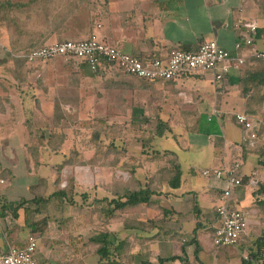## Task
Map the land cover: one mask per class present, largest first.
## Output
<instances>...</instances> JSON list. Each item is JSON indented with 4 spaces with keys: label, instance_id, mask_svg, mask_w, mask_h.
I'll return each mask as SVG.
<instances>
[{
    "label": "crops",
    "instance_id": "crops-1",
    "mask_svg": "<svg viewBox=\"0 0 264 264\" xmlns=\"http://www.w3.org/2000/svg\"><path fill=\"white\" fill-rule=\"evenodd\" d=\"M62 2L70 10L65 23H62L65 28L61 29V24L53 25L50 14L45 15V23L41 24L38 30H30L25 40L50 42L61 38L80 40L96 35L100 40L127 54L146 59L165 57L173 48L195 51L201 43L215 39L232 56L246 55L245 65L232 68L221 82H216L213 75L205 71L183 75L170 81L171 83L165 82L166 84L148 82L146 86L135 90L133 95L126 93L125 106L119 109L111 108L112 111L109 113L113 114V111L134 113L135 99L139 93L145 94V97H155L156 101L152 103L154 107L150 113L155 114L153 116L155 120L186 122L200 120L202 115L207 116V120L211 122L216 119L222 134L208 133L203 141V146L212 154L214 165L210 168L227 166L242 154L243 167L249 155L256 156L257 165L251 173L243 171L241 167L242 176L248 180L235 190L232 203L237 209L245 212L249 220L247 243L261 236L264 233V193L256 195L254 193L258 190V184L264 183V167L258 164V150L264 146V86L257 89L250 83L249 88L253 91L243 94L241 79L248 77L250 70L259 68L261 71L264 64L255 62L254 57H248L247 48L237 49L236 44L242 39L245 24L255 22L258 25L255 48L264 50V0H62ZM18 36L16 35L13 40H17ZM5 37L0 34V45L2 42L3 47ZM9 48L5 46L12 56ZM57 63L56 61L28 63L19 70L13 63L12 66L9 63L7 72H11L12 76L9 80L5 76L4 64L0 65V143L8 141L15 131L18 133L20 130L21 147L27 152V158L32 165L30 169L54 168L55 165L51 166V162L46 159L44 161V154L56 148H52L54 142L50 137L46 139L43 134L33 135L28 129L17 128L16 122L23 121L28 125L30 118L33 121L41 120L44 118L43 114L46 116L47 113H50L51 116L48 117L52 120L55 104L60 102L62 106L64 105L62 95L52 94L54 88H59L58 83L54 86L53 80L63 78L68 73V68H62ZM85 68L90 71L88 67ZM75 71L79 72L84 80L86 77L84 69L79 68ZM31 76H36L40 80L32 82ZM99 78L101 79L100 75ZM120 78L126 79L123 75ZM102 88L104 89V83ZM109 99L113 103L115 98ZM74 100L78 102L79 98L75 97ZM131 101L134 105L129 108ZM241 112L252 115L259 123V136L255 146L248 144L245 130L235 120V115ZM171 126L173 127L172 124ZM42 135L44 138L39 139ZM169 135L173 138L178 137L177 133L175 135L168 133L165 137L168 138ZM29 138H33L30 143ZM59 142L64 144L62 140ZM190 145L177 146L189 151L193 146ZM164 149L166 148L161 150ZM14 151L16 152L15 147ZM57 151L60 152L58 149L54 150ZM5 159V146H0V180H4V184H0V200H6L11 205L7 188L13 179L15 164L11 162L6 166ZM179 161L182 165L180 158ZM195 170L196 168L190 167L188 174L201 175V183L197 187L193 180L189 182L188 187L185 186L183 174L181 188L176 190L164 188L169 194L157 198V211L155 208L150 209L151 212L148 211L144 216V219H155L158 227L151 233L140 234L142 238L136 241V246L131 251L132 259L127 264H141L144 261L158 264L160 259L174 256L180 258L165 264H243L244 246L216 247L213 244L215 232L220 225L216 207L220 204L223 183L208 180L202 176L201 171ZM51 182L55 186L56 180H52L50 176H40L31 188L41 193V186L45 188L47 185L50 186ZM25 197H19L16 202ZM159 205L166 210L165 213L160 211ZM66 212L67 209L65 218ZM153 213L155 215L151 216ZM66 220L52 218L29 225L25 222L23 210L13 223L6 213L4 217L0 216V250L23 247L29 236H35L38 241L36 257L39 264H101L97 246L88 242L93 232L90 222L88 224L79 218L76 222V218H73L75 223L69 225ZM159 228L168 234L153 238L155 233L159 232ZM109 230L118 233L120 237L130 235L131 238L138 232L124 230L119 221H113L109 225ZM194 236L196 241H192Z\"/></svg>",
    "mask_w": 264,
    "mask_h": 264
},
{
    "label": "rangeland",
    "instance_id": "rangeland-1",
    "mask_svg": "<svg viewBox=\"0 0 264 264\" xmlns=\"http://www.w3.org/2000/svg\"><path fill=\"white\" fill-rule=\"evenodd\" d=\"M1 1L5 0H0V2ZM11 1L14 2V4L20 3L23 5V7L19 8L21 10L16 9L13 11L11 20L5 21L2 19L0 22V34L6 36L4 47L2 46V42L0 45V65L1 63L4 64V72L6 71L5 76L8 78L7 80L12 77L10 76L11 72H7L9 70L8 64L10 63L12 66L13 62L12 57L8 53L9 50H6L5 46L7 48L10 47L11 49L16 46L12 37L15 38L16 35H20L18 34V29H40L39 26L45 23V15L48 14L47 10L45 13L42 2H37L32 6V0ZM26 42L27 47L34 45L37 47L45 43L40 40L31 39L26 40ZM39 61L40 60L34 61L33 63ZM50 61L58 62L57 64H59L62 68H68V73L65 77L63 76V78L53 80L54 86H56L58 83L59 88H54L52 90L54 93L52 94L55 96H57V94L62 95L63 98H68L71 100H74L75 97H78L79 100L78 102L73 101L62 106L64 116L69 117L64 118L61 121H55L54 119L51 120V117H48L50 113H47V118H45L46 116L43 114L44 118L41 120L33 121V119L30 118L28 125L24 124L23 121L16 122L17 128L28 129L29 131L33 132V135L43 134L46 139L50 137L51 133L53 134L55 131L58 132L57 134L63 133L62 135L54 136L57 138L61 136L64 139V135L67 134L66 139L63 141L64 144L59 142L61 138L53 141L54 144L52 145V148H56L54 150L58 149L60 152L57 151V153L54 152V150H51V152L44 154V161L46 159V161L51 162V166L55 165L54 168L43 167L41 169H30V166L32 165L29 163L27 158V152L23 149V147H21L22 144L20 130L18 133L15 131V134L12 135L8 141L5 140L3 143H0V146H5L6 166L11 162H14L15 164L13 179L10 182V186L7 188V195L9 196L11 206L17 203L16 201L19 197L28 196L30 194V188L32 184H35L40 176H50L52 180H56L55 186L53 182L50 183V186L47 185L45 188L41 186V194H50L54 191V189L57 188L66 189L69 193H71L72 197L74 196L73 198L78 205L80 204L82 208H88V210L76 211L70 206L67 207V220L65 222L69 225L74 224L75 221L73 218H76V222L77 218H79L85 220L86 223L89 224L90 220L92 221V217L94 216V214L92 217L89 216V209H93L91 204L93 198L96 195L102 197L107 193V190L115 191L116 189L119 190L122 188L135 186V182L131 179L132 166L134 169L133 173L137 170L138 177L142 180L147 175L151 176L156 173L157 169H154L155 164L148 162L150 157H148V155L142 154L143 150L145 152L151 151L152 148H171L174 151L177 150L176 152L179 154V158L182 162L185 175L184 178L186 180L185 186L187 187L189 182L192 180L196 187L201 183V175H199V173L196 175L188 174L190 167L196 168L195 171L199 172L214 165L213 158L211 157L212 154L208 152L206 147L203 146V141L206 139L208 133H222L219 123L216 121V119H214L212 122L208 121L207 116L205 115L200 116V120L169 122L173 125L171 133L173 135L177 133L178 137L173 138L171 135H169L168 138L165 137L157 139L155 142H152V146L150 144H146L145 148L143 149L141 147L143 142H140L139 139L143 138V140H146V142L151 140L157 130L158 120L153 119L155 114H150L152 107H154L153 102L156 101L155 97H145V94L140 95L138 93L137 99H135L136 111H134V113L132 111V113L129 111L126 113H121V115L117 116L115 122L119 124H124L125 122H127V124H132V133L129 135L130 139L127 142L123 141L122 135L117 141V144H119L118 148H128L127 156L123 158L124 162H129L127 164V168H123L118 157L120 153L114 152L111 149V140L107 138L109 136L108 133L110 130L107 128L101 129L98 125H95V120H103L106 118L107 113L110 112H108V110L112 100L109 99L105 89L102 88V82L106 79L101 80L99 78V74L101 73L94 74L91 71H88V69L85 68L87 65L79 59H72L68 61L64 58H56L53 60H47L45 62L50 63ZM79 68H81V70L84 69L86 77L81 82L79 80V82L76 83L73 81V77L77 74L75 73V70H78ZM69 72L71 73L69 74ZM119 73L122 74L121 72ZM132 79L136 78L131 77V80ZM17 80L19 81L20 79L17 78ZM36 80H40V78L37 79L36 76L30 77V81L33 82ZM159 83L166 84L165 81H159ZM167 83L171 82L169 81ZM135 101L133 99V102ZM149 101L151 102L149 103ZM182 117L185 118L184 115H182ZM190 118L191 117H189V119ZM96 133L100 134V139L95 138ZM122 134L124 133L122 132ZM31 139L29 138V143ZM190 144L193 146L189 151H184L180 148V146H177H191ZM14 147L16 152L14 151ZM102 147L104 149H102ZM130 156H133L132 162ZM64 162L67 163L65 164ZM63 163L65 165H63ZM256 165V156L251 154L249 155L247 161L244 162L242 169L247 173H251ZM206 179L211 180L209 178ZM192 187L195 188V186ZM83 194L88 195L87 201H84L82 197ZM150 215L153 216L155 213ZM14 219L15 217L13 220ZM91 226L93 225L91 224ZM187 252H189V250ZM181 254L183 253L181 252Z\"/></svg>",
    "mask_w": 264,
    "mask_h": 264
},
{
    "label": "trees",
    "instance_id": "trees-1",
    "mask_svg": "<svg viewBox=\"0 0 264 264\" xmlns=\"http://www.w3.org/2000/svg\"><path fill=\"white\" fill-rule=\"evenodd\" d=\"M36 2H32L33 6L37 2H42L44 6V10L48 11L50 14V18H52L53 25L61 24L64 29L65 26L62 23H65L68 18V14H70V10H68L67 6L63 5L62 0H35ZM23 5L14 4L11 0H5L0 2V22L2 19L11 20L13 11L21 10ZM48 17V16H47ZM48 19V18H47ZM4 21V22H5ZM18 34L20 36L17 37V40L14 44L16 45L11 51L12 62L16 69H21L23 66L27 65L29 62L28 58L25 56L27 52L36 48V45L27 47V42L25 39L28 38L30 30H20L18 29ZM13 39V37H12ZM69 40L67 38H61L59 41ZM74 40V39H70ZM42 45L50 42L49 40H43ZM41 46V45H40ZM39 47V46H37ZM72 60V59H69ZM68 60V61H69ZM257 63L264 64V59H253ZM47 61V60H46ZM39 62H45L40 60ZM103 71L99 74L104 83V89L108 95V97H114V101L108 110L112 111L113 109H119L124 107L126 102V93L134 94L135 90H139L140 88L146 86L148 82L156 83L159 81H147L140 79L134 75H129L126 73L120 74L118 69L114 67L113 64L104 62ZM250 74L248 77L241 79L242 93L247 94L253 91V89L249 88V84L253 83L254 88H259L260 86H264V67L260 71L259 68L257 70H250ZM73 77V81L78 83L82 81V77H80L79 72ZM126 77V79H121V76ZM187 76V75H185ZM129 77V78H128ZM136 78V79H132ZM20 79V78H19ZM138 79V80H137ZM71 80V78H70ZM22 81V80H21ZM172 81V80H169ZM165 81V82H169ZM76 102V100H71L68 98H64L63 104H68L70 102ZM122 103V104H120ZM127 104H130L127 102ZM133 102L128 105L129 108H132ZM124 109V108H123ZM121 115L119 112L113 111L112 113H108L106 118L95 120V125H98L101 129L107 128L109 129L108 137L111 140L112 146L111 149L114 152H119L118 156L120 162L122 163L123 168H127V164L129 161L124 162V158L127 156L128 148H118L119 144L117 141L120 139V136L123 135V141H128L129 135L132 133V124H124L115 123L117 116ZM69 116H64V112L62 111V105L60 102L55 104V111L53 119L55 121H61L64 118ZM93 124V125H94ZM122 132L124 134H122ZM129 132V133H128ZM172 132V126L169 122L164 120H158L157 130L152 137L151 140L146 142L143 138L139 139L142 143V148L144 149L146 144H152L159 138H164L168 133ZM58 132L51 133L50 140L55 141L56 139L61 138L62 141L66 139V135H64V139L60 136L59 138L54 137L56 135H62L63 133L57 134ZM128 133V135H127ZM100 134H95V138L100 139ZM42 135L39 139H43ZM150 142V143H149ZM115 143V144H114ZM114 144V145H113ZM219 145V142H218ZM245 148L247 145L243 143ZM152 146V145H151ZM102 149H104L102 147ZM259 160L258 164L261 167H264V146L258 150ZM142 154L148 155L150 157L149 163H153L154 169L156 173L153 175H147L143 180L138 177V171L136 170L134 173V169L131 167V179L135 182V186H130L128 188H122L115 191H108L102 197L96 195L92 200V207L89 211V216L92 217V221L90 220L92 226V234L88 238V242L97 246V254L100 256L101 264H127L132 259L131 251L136 246V241H139L142 237L141 233L148 232L151 233L152 230L156 229L157 223L155 219L145 218L146 214L150 209H157V198L162 197L164 195H168L169 192L165 191V187L170 190H176L181 188L183 183V169L182 165L179 161V155L176 151L172 149H158L152 148L151 151L145 152L142 151ZM153 156V157H152ZM124 157V158H123ZM123 158V159H122ZM131 162L133 156L131 157ZM148 159V158H147ZM242 163L244 160L243 154L242 156L237 157ZM65 164L67 162H64ZM63 163V165H65ZM239 176L242 179V184L248 180L242 176V173H239ZM38 186V185H36ZM30 195L25 198H21L17 204L9 205L6 200H0V216L4 217L6 213L10 212L17 219L19 217V212L23 210L24 218L26 224H35L41 220H49V219H66L65 209L67 207H72L74 210H88L81 207V205L77 204L75 199L71 196L66 189H56L50 194L42 195L39 191L33 190L31 188ZM264 193V183L260 182L258 184V190L254 193L256 194ZM84 201H87L88 195L83 194ZM159 209L162 213H165L166 210L159 205ZM167 217V215H166ZM113 221H119L123 225L124 230H136L137 234L134 233L131 236L120 237L117 233L109 230V225ZM96 225V226H95ZM196 235V232H194ZM167 231H163L162 228H159V232L155 233L153 238L161 237L162 235H167ZM176 235H179L175 233ZM171 235V233H170ZM247 235L243 236L242 241L238 244L239 246H244L243 250L247 253L248 259L243 258V264H264V233L258 238L252 240L250 243H247ZM192 241H196V236L192 239ZM246 241V242H245ZM237 245V246H238ZM25 246V245H24ZM23 246V247H24ZM21 248V247H20ZM180 257L174 256L168 259H160L158 264H165L166 262L176 261ZM141 264H154L149 261H144Z\"/></svg>",
    "mask_w": 264,
    "mask_h": 264
},
{
    "label": "built area",
    "instance_id": "built-area-1",
    "mask_svg": "<svg viewBox=\"0 0 264 264\" xmlns=\"http://www.w3.org/2000/svg\"><path fill=\"white\" fill-rule=\"evenodd\" d=\"M257 32V23L245 24L242 39L236 47L237 49L247 48L248 57L264 59V50L255 48ZM25 56L29 62L56 58L79 59L94 74L103 71V64L107 62L113 64L122 73L147 81L175 80L183 75L205 71L210 72L216 82H221L232 68L244 66L247 61L246 55L232 56L215 39L201 43L195 51L173 48L165 57L156 56L145 59L127 54L100 40L96 35L80 40L51 41L32 49ZM235 120L245 130L248 144L255 146L259 136V123L252 115L245 112L237 113ZM241 167L242 162L236 159L227 166L205 168L201 171L203 177L223 183L220 204L216 207L220 222L213 238V244L216 247L237 246L248 230L249 220L246 213L237 209L232 203L233 193L242 186V179L239 176ZM0 184H4V180H0ZM7 217L12 223L14 222L12 213L8 212ZM37 250V238L29 236L24 247H11L7 251L0 250V264H39L36 257ZM244 258L248 259L246 252Z\"/></svg>",
    "mask_w": 264,
    "mask_h": 264
}]
</instances>
